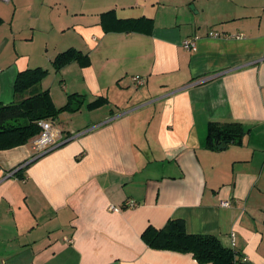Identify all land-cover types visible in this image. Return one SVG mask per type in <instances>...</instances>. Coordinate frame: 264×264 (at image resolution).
Masks as SVG:
<instances>
[{
    "label": "crops",
    "instance_id": "crops-1",
    "mask_svg": "<svg viewBox=\"0 0 264 264\" xmlns=\"http://www.w3.org/2000/svg\"><path fill=\"white\" fill-rule=\"evenodd\" d=\"M0 18L4 105L85 98L52 122L57 147L0 151V264H198L142 239L170 220L264 264V0H12ZM141 18L139 31L116 26ZM70 48L90 64L56 72ZM36 68L48 76L15 93ZM212 123L239 125L242 144L209 147Z\"/></svg>",
    "mask_w": 264,
    "mask_h": 264
},
{
    "label": "trees",
    "instance_id": "trees-1",
    "mask_svg": "<svg viewBox=\"0 0 264 264\" xmlns=\"http://www.w3.org/2000/svg\"><path fill=\"white\" fill-rule=\"evenodd\" d=\"M112 12L103 17L111 16ZM146 18L131 20H116L118 28H127L131 31L139 29L147 22ZM104 23V22H103ZM3 20L0 18V26ZM106 31L114 29L107 23L103 24ZM78 62L82 67L90 64L89 57L81 51L70 48L59 53L53 60V68L60 72L71 63ZM49 71L43 68L29 69L20 72L15 82V93L22 94L36 88L48 76ZM84 96L71 94L65 106L57 108L48 90L32 93L20 102L4 105L0 101V151L11 150L25 146L37 137L42 129L41 121L55 122L64 112H77L84 103ZM106 103L101 98L88 105L94 109ZM233 125L234 129L229 131ZM239 128L237 124H214L209 128L208 146H219L221 143L233 141L242 144V135L234 131ZM17 175L19 172L16 173ZM144 242L153 250L170 251L179 254H191L198 264H247L242 260L241 254L232 249L225 248L221 242L212 235H194L186 231L182 220H170L162 229L149 226L142 234Z\"/></svg>",
    "mask_w": 264,
    "mask_h": 264
},
{
    "label": "built area",
    "instance_id": "built-area-1",
    "mask_svg": "<svg viewBox=\"0 0 264 264\" xmlns=\"http://www.w3.org/2000/svg\"><path fill=\"white\" fill-rule=\"evenodd\" d=\"M4 3H10L12 0H0ZM217 36V35H216ZM186 49L191 51L197 50L196 40H186L182 44ZM135 86L143 85V81L140 77L135 76L132 78ZM40 127L42 129L41 133L34 138L32 144L33 148L39 153L43 154L49 150L57 147L59 141L62 139V133L55 129L50 121H41ZM136 204L134 202H126V207L134 208ZM222 206L225 208H230V202H222ZM114 211H118L117 208H112Z\"/></svg>",
    "mask_w": 264,
    "mask_h": 264
},
{
    "label": "rangeland",
    "instance_id": "rangeland-1",
    "mask_svg": "<svg viewBox=\"0 0 264 264\" xmlns=\"http://www.w3.org/2000/svg\"><path fill=\"white\" fill-rule=\"evenodd\" d=\"M53 90H54L55 95H57V101H58V103H60L61 97L63 96V92L62 91H59V90H56V87L55 86H54ZM58 125H61V124H58Z\"/></svg>",
    "mask_w": 264,
    "mask_h": 264
},
{
    "label": "water",
    "instance_id": "water-1",
    "mask_svg": "<svg viewBox=\"0 0 264 264\" xmlns=\"http://www.w3.org/2000/svg\"><path fill=\"white\" fill-rule=\"evenodd\" d=\"M230 143H233V141H231ZM226 144H228V143H225V145H221V146H219V148L221 149V148H224L225 146H226Z\"/></svg>",
    "mask_w": 264,
    "mask_h": 264
}]
</instances>
